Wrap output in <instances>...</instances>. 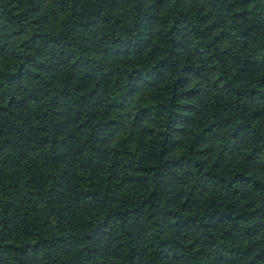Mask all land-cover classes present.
Returning a JSON list of instances; mask_svg holds the SVG:
<instances>
[{
  "label": "trees",
  "instance_id": "trees-1",
  "mask_svg": "<svg viewBox=\"0 0 264 264\" xmlns=\"http://www.w3.org/2000/svg\"><path fill=\"white\" fill-rule=\"evenodd\" d=\"M0 264H264V0H0Z\"/></svg>",
  "mask_w": 264,
  "mask_h": 264
}]
</instances>
